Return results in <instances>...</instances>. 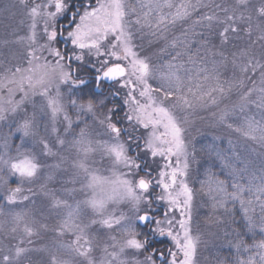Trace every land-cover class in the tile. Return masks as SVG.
<instances>
[{
    "label": "snow or ice",
    "instance_id": "snow-or-ice-1",
    "mask_svg": "<svg viewBox=\"0 0 264 264\" xmlns=\"http://www.w3.org/2000/svg\"><path fill=\"white\" fill-rule=\"evenodd\" d=\"M18 5L27 31L11 41L21 49L22 62L4 67L0 75V123L16 117L9 128L19 134L20 146L11 144V131L0 138L3 199L9 205L30 201L37 195L31 185L41 170L60 169L65 159L61 151H73L71 187L64 189L72 201L57 197L47 183L40 185L51 207L64 210L57 236L72 237L49 255L48 264H70L60 252L75 254L80 264H196L201 236L193 228L195 191L189 174L196 154L187 137V113L218 105L235 90L238 103L213 115L227 129L264 147V113L259 119L246 115L238 125L229 120L237 108L264 109V3L255 9L259 34L254 41L251 0L230 5L213 0H18ZM177 27L183 38L174 34ZM198 27L207 32H197ZM240 33L251 42L232 54L231 63L242 76L222 81L220 67L229 62L224 46ZM145 35L152 38L150 46L159 44L155 60L142 54L143 45L137 43ZM190 36L200 37L199 47L193 48ZM257 42L259 58L251 50ZM202 48L221 59L209 62ZM37 96L55 135V142L39 138V155L59 157L55 164L43 163L24 147L25 138L37 136L35 112L28 115L26 107ZM58 124H63L62 133ZM215 155L232 177V190L221 179L201 181L199 190L212 200L214 210L231 213L238 204L243 213L253 241L236 234L230 242L235 264H264V162L258 175L250 162L238 168L224 153ZM52 179L49 172L46 180ZM11 217L12 233L22 225L26 237L38 234L28 223V212ZM96 228L111 241L102 247L99 260L90 232ZM165 240L170 246L157 247ZM24 242L20 239L0 255V264H22L34 251Z\"/></svg>",
    "mask_w": 264,
    "mask_h": 264
},
{
    "label": "rangeland",
    "instance_id": "rangeland-1",
    "mask_svg": "<svg viewBox=\"0 0 264 264\" xmlns=\"http://www.w3.org/2000/svg\"><path fill=\"white\" fill-rule=\"evenodd\" d=\"M213 2L230 5L234 2V0H213ZM262 3H264V0H251L253 11V41L256 40L259 34L258 30L255 28V24L257 22L255 9L258 8ZM201 11H212V9H202ZM220 14L223 15V13ZM23 19V10L18 5V0H0V75L3 74L2 70L4 67H7L12 63L22 62L20 58L21 49L17 45L11 43V41L15 40L18 35H24L26 33L27 25L26 23H21ZM190 23L191 21H189L184 26L187 28L189 27ZM196 31L207 32V29L198 27ZM174 34L183 38L179 27H177ZM171 35L173 34L169 33L170 37ZM189 38L193 41V48L199 47V44L196 43L200 39L199 36H190ZM149 39L152 38L145 35L143 40H137V43L143 45L142 54L151 55L155 60L157 59L155 52L159 47V44L154 43L150 46L148 43ZM210 39L215 41V35L213 34ZM4 41H9V43L4 44ZM250 43L251 42L244 35V33H240L239 38H234L232 42L224 46V52L225 55L228 56L229 62L226 65L220 67L222 81H228L232 80L234 77L239 78L242 76L239 67L234 66L231 63L232 54L238 53L242 49L249 47ZM251 50L255 51L257 57L259 58V54L262 51L261 43L257 42L251 45ZM201 55L207 56L209 62L213 59L217 61L221 59L219 56H212L206 51V49L203 48L201 49ZM166 56L167 54H163L161 58H166ZM209 66H211L210 63ZM256 95L258 94L254 93V97ZM237 103L238 95L236 91L233 90V92L227 93L224 98L220 99L218 105H209L206 108L197 106L187 113L188 120L190 121V123L187 125V137L190 145L194 146L196 154L195 159L191 162L189 174V183L195 191V199L193 202V228L194 232L198 231L201 236V244L198 248L196 264H209V252L217 248H219V250L223 249L225 255L227 253L236 258V253L233 252L235 249L230 243L234 240L232 237L234 230L230 229V231L220 235L218 233L220 231L218 229L217 223L212 226L214 229L213 231L209 230V228H206L207 223L213 222L212 220L229 221L228 219H230V217L232 218V216L224 209L217 208L214 210L212 207L213 202L208 196L204 195L203 193H201V196L196 194L200 193L199 189L201 186V181L207 179H220L218 178L217 173L213 174L209 169H206L203 166V160H207V158L212 154L211 158L218 162L219 159L216 157L215 153L216 151H220L229 157L238 168H243L245 166V162H250L249 168L256 170L258 175L261 163L264 162V147H261L260 144L251 140H246L243 137H240L237 133L227 129L224 125L220 124L217 120V117L213 115L214 112L219 113L220 109L226 105L232 107ZM26 107L28 109V115H31L33 111L35 112V128L37 136L25 138L24 147L34 151L43 163L55 164L60 162L59 157H46L39 155V138L46 137L49 141L55 142V135L51 132L50 120L47 115V109L43 108L42 98L39 96L34 97L33 103L27 104ZM262 113H264V109H259L255 105H251L244 112H240L237 108L230 116L229 120L234 125H238L242 123L243 118L246 115H254L257 119H259ZM207 117H211L213 120L212 125H208L210 127L207 126L205 121ZM14 120H16V117L10 116L7 121L0 123V138L8 136L11 131V144L15 148L20 146V141L16 139V136L19 134L15 133L14 127L11 129L9 128V125ZM57 127L61 129L62 133L63 124H58ZM45 129H47V131ZM67 139H71V137L69 136ZM229 140L233 141L231 146L228 143ZM234 153L235 155H233ZM61 156H63L65 159L60 169L43 168L41 170V177L31 185L36 191L37 195L33 196L30 201L9 205L3 199L5 194L4 190L0 189V209L3 210V214L0 215V224L3 225V227L0 228V249H3V251H0V255H3L4 252H7L14 245H16L20 239L23 238L25 241L23 246L34 249V251H31L25 258L22 259V264H48L49 255L55 253L62 242H68L72 239L70 235H65L62 237L57 236L55 228L59 220L64 215V210L52 208L50 199L40 191V185L47 183L48 188L55 191L57 197L69 199L70 202L72 201V197L68 196L64 192V189L71 187V185L67 183V180L73 172L72 162L75 159V153L70 150H62ZM237 157L239 159H237ZM219 162V173L221 171V175L223 177L221 180H226L229 182V191H231L232 189L230 187V182L232 177L229 176L228 169L222 166L220 160ZM49 172L54 174V179L50 181L46 180ZM209 172L212 174L211 176H209ZM242 182H246V174L245 180ZM15 186V184L11 185V187ZM76 198L79 197L77 196ZM199 200L202 202L201 205H199V203H201ZM229 207H231V204H229ZM236 207L243 218V213L240 211L239 205L237 204L235 208ZM25 211L29 213V225L35 227L38 230V234L33 235L30 238L25 236L22 225L15 233L11 232V227L13 226L11 213ZM256 214L257 216L259 215L258 208ZM203 215H209L210 218H201ZM213 216L216 218L214 219ZM41 224L48 225L47 229L40 228ZM220 224H222V222H220ZM90 232L95 241L93 255L97 260H99L103 254L102 247L105 244L111 243V241L108 239L106 232L102 229L96 228L94 230H90ZM256 234L258 236L261 235L258 229ZM220 237H226L225 242L222 241ZM29 239L32 241L31 243H28ZM220 241L224 242L223 246H220ZM59 254L63 259L70 261V264H80V258L76 257L75 254L67 252H60ZM225 264H235V260H233L232 263Z\"/></svg>",
    "mask_w": 264,
    "mask_h": 264
},
{
    "label": "trees",
    "instance_id": "trees-1",
    "mask_svg": "<svg viewBox=\"0 0 264 264\" xmlns=\"http://www.w3.org/2000/svg\"><path fill=\"white\" fill-rule=\"evenodd\" d=\"M202 120H203V119H202ZM205 121H206V123H207V126H208V125H212V121H213V120H212L211 117H207V119H206ZM208 123H209V124H208ZM208 127H210V126H208ZM196 153H198V152H196ZM211 156H212V154H211ZM211 156L208 157L207 160H203V163H204L203 166H204L206 169H209L211 173H213V174L217 173V174H218V178L222 179V178H223L222 175H221L222 173H221V171H220V173H219V169H218V168H220V164H219L220 162H219V160H218V162L214 161V160L211 158ZM197 182H198V181H197ZM199 192H200V190H199ZM196 194H198V195L201 196V192H200V193H196ZM197 197H198V196H197ZM199 201H200V200H199ZM200 202H201V201H200ZM201 204H202V202L199 203V205H201ZM230 214H231L232 218H231L230 215H229V217H230V219H228L229 221H219V220H216V221H215V220H212L213 222H211V223H207L206 228H207V229L209 228V230L213 231L214 229H213L212 226H213L215 223H217V225H218V229H219V231H220V232H218V231H217V232H218L220 235H223V234H225L227 231H230V229H232V230H234L233 235H232V237H233V239H234L233 242L236 240V234L238 233L243 239H245V241H246L247 243L251 244L252 241H253V236H252L251 233L248 232L247 222L242 218V215H241V213H239L238 208L236 207V208L233 210V212H231ZM202 217H204V218H210L209 215H203V216H201V218H202ZM213 218L215 219L216 217L213 216ZM232 220H233V221H232ZM220 222H222V224H220ZM234 222H235V223H234ZM210 227H211V228H210ZM225 238H226V237H220V239H221L222 241H224V242H225ZM256 238H260V236H258V235L256 234ZM222 241H220V243H221L220 246H223V243H224V242H222ZM227 252H229V251H227ZM233 252H235V251H233ZM235 253H236V252H235ZM233 260H236V258L233 257V256H231V255H229V254H227V253H226V255H225V252L223 251V249L219 250V248L210 251L209 254H208V262H209V264H225V263H232Z\"/></svg>",
    "mask_w": 264,
    "mask_h": 264
},
{
    "label": "flooded vegetation",
    "instance_id": "flooded-vegetation-1",
    "mask_svg": "<svg viewBox=\"0 0 264 264\" xmlns=\"http://www.w3.org/2000/svg\"><path fill=\"white\" fill-rule=\"evenodd\" d=\"M166 246H170L169 245V242L167 240L163 241V242H160V243H157V247L159 248H165Z\"/></svg>",
    "mask_w": 264,
    "mask_h": 264
}]
</instances>
